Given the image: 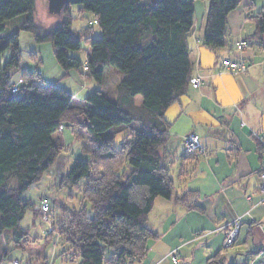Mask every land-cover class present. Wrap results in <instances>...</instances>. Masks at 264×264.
<instances>
[{
	"label": "trees",
	"instance_id": "16d2710c",
	"mask_svg": "<svg viewBox=\"0 0 264 264\" xmlns=\"http://www.w3.org/2000/svg\"><path fill=\"white\" fill-rule=\"evenodd\" d=\"M195 1L70 0L59 14L61 22L44 32L33 19L35 0H0V237L5 229L10 230L14 250L27 245L28 231L20 226L25 212L47 215L34 211L36 203L24 201L22 194L52 168L63 146L57 135L60 125L76 126L78 135L79 121L71 94L41 81L36 69L23 70L16 83L11 81L21 57L18 32L3 35L7 21L25 14L20 30L32 34L36 42H50L55 61L65 73L85 67L86 74H79L99 83L107 66L122 75L118 87L121 100L112 101L101 91L92 90L83 99L82 116L91 145L102 153L107 147L108 160L115 153L111 129L137 126L119 148L123 162L99 173L92 164L93 153L89 152L91 163L75 160L60 186L72 187L87 177L81 194L90 204L92 216L85 207L67 211L66 218L51 224L47 235L55 233L63 240L69 246L67 254L77 252L78 264H104L106 249L112 252L107 264H138L149 242L157 238L147 225L155 199L183 204L161 151L169 141L170 124L164 113L191 86L188 35L194 25ZM241 2L209 1L202 33L204 46L219 49L225 45L227 16ZM70 5L92 13L94 20L89 25L97 24L101 32L99 39L90 40L84 65L67 54L80 50L79 40L70 32ZM251 18L255 31L248 40L264 44V7ZM7 51L10 57L6 60ZM13 84H17L16 92L11 91ZM136 96L141 97L140 105L132 101ZM254 137L261 160L264 135ZM41 261L48 264L45 258ZM206 264L227 263L222 252H217Z\"/></svg>",
	"mask_w": 264,
	"mask_h": 264
},
{
	"label": "crops",
	"instance_id": "0c3cea01",
	"mask_svg": "<svg viewBox=\"0 0 264 264\" xmlns=\"http://www.w3.org/2000/svg\"><path fill=\"white\" fill-rule=\"evenodd\" d=\"M195 4L188 45L192 76L201 77L202 84L198 88L189 86L166 109L169 141L161 151L183 204L155 199L147 225L157 238L149 242L138 264H173L165 258L172 251L178 256L177 264H206L217 252L223 255L225 225L241 215L234 243L240 250L232 255V261L223 257L227 264H264L260 153L254 137L264 135V44L248 40L255 31L251 17L261 5L258 0H242L227 16L225 45L211 49L202 44L207 8L197 20ZM241 41L246 45L239 50ZM223 58L244 59L247 72L217 75L215 70ZM123 97L130 100L125 93ZM132 101L141 103L137 97ZM189 133L205 147V155L183 154L182 139ZM6 240L9 245L11 238L7 236ZM258 249L260 254L246 255ZM29 254L24 264H43L39 256ZM238 255L244 262L238 261Z\"/></svg>",
	"mask_w": 264,
	"mask_h": 264
},
{
	"label": "rangeland",
	"instance_id": "374dc122",
	"mask_svg": "<svg viewBox=\"0 0 264 264\" xmlns=\"http://www.w3.org/2000/svg\"><path fill=\"white\" fill-rule=\"evenodd\" d=\"M209 1L210 0L195 1L197 20L203 15L205 8H208ZM260 1L261 0H258V4H260ZM261 3V6L259 5L260 7L258 8L259 10L257 9V13L262 12L264 0H262ZM69 9L72 18L70 32L79 40L80 50L77 52L67 51V54L79 59L84 65L87 61L90 40L99 39L101 37V32L97 24L92 26L89 25V22L94 20V15L92 13L83 10L79 5H70ZM25 19L26 15L21 14L7 21L5 25L6 29L3 33V35L14 32H18L19 34L21 61L19 68L13 72L11 81L16 83L23 70L27 69L28 71H34L36 69L41 81L48 84H55L68 91L73 99V107L78 108L76 113H78L79 133L76 135L78 129L76 126L65 123L60 125L57 135L61 138L63 146L52 168L44 173L36 184L29 187V189L22 194V199L24 201H30L36 204L39 203V199L46 197L49 203V212L46 213V218L40 215L35 216L32 210H27L25 212L20 222V226L28 231L27 245L24 249L14 250L12 243L7 245L8 240H6V238L7 236L11 238V232L8 229L3 231L0 237L1 264H6L16 259L21 262H19L20 264H24L25 260L30 255L29 253L35 257L39 256L41 259L45 258V261L52 262L53 264H78L80 261L79 254L77 252H75L74 255L71 253L67 254L69 246L58 238L55 233L48 237L47 231L51 224L55 225L61 217L66 218L67 211L85 207L88 216H92L90 204L83 199L81 194V190L88 178H81L78 183L72 187L60 186V181L68 173L75 160L79 159L91 163V153H93L94 158L92 164L94 169L99 173H106L107 168L109 169L112 165L115 166L123 162L122 153L119 148L126 142V136L129 135L132 129L136 130L137 126L135 124L130 127L121 125L111 129V146L115 148L112 160L107 159V147L104 149V154L97 149L94 150V147L91 145L92 140H90V136H88L87 132L84 130L85 124L82 116L83 99L90 91L99 90L110 100L120 101L122 93L118 87L122 75L115 68L107 66L104 69L102 81L99 83L83 76L86 74L85 67L79 70L83 75H80L79 72L75 70L65 73L55 61L53 46L50 42H36L32 34L20 30V26ZM33 19L44 32L61 22L60 15L48 13L47 0H35ZM86 31H88V34H86ZM9 57L10 51L5 52L4 58L7 60ZM261 74H263V71H261ZM13 85L17 86V84ZM136 97L137 101L140 102L141 97ZM222 250L223 256H225L227 260L231 258L232 261L234 258L232 255L240 250V248L232 245ZM5 253L7 257L4 258L3 255ZM257 254H260V252ZM111 258L112 252L106 249L104 264H107ZM237 258L238 261L239 259H243L240 255H238Z\"/></svg>",
	"mask_w": 264,
	"mask_h": 264
},
{
	"label": "built area",
	"instance_id": "2783aa9c",
	"mask_svg": "<svg viewBox=\"0 0 264 264\" xmlns=\"http://www.w3.org/2000/svg\"><path fill=\"white\" fill-rule=\"evenodd\" d=\"M246 43L244 41H241L237 45V49H242ZM248 69V63L244 59H232V58H223L219 62V66L217 70L215 71L217 75L228 73L234 76H239L247 72ZM190 84L194 88L200 87L202 84L201 77H192L190 79ZM12 92L17 91V86L11 87ZM182 151L184 155L187 156H203L205 155L206 149L205 147L198 141L196 136L192 133L186 134L182 139ZM259 179H260V203L264 205V151L261 155L260 160V170H259ZM34 211H39L43 214H46L49 212V203L48 199L46 197H42L39 200L38 204H35L33 207ZM248 214V211H247ZM244 215L236 217L233 221L227 223L225 225V237L223 241V246L225 248L231 247L235 240L237 239V236L239 234V225L240 220L242 219ZM264 228V224L261 225ZM51 232V228L48 229L47 234ZM165 258H168L173 264H177L179 259L176 254V251H172L169 253ZM7 264H20L17 260H12L8 262ZM48 264H53L52 262H49Z\"/></svg>",
	"mask_w": 264,
	"mask_h": 264
},
{
	"label": "water",
	"instance_id": "95a60500",
	"mask_svg": "<svg viewBox=\"0 0 264 264\" xmlns=\"http://www.w3.org/2000/svg\"><path fill=\"white\" fill-rule=\"evenodd\" d=\"M70 0H47V10L49 14L59 15Z\"/></svg>",
	"mask_w": 264,
	"mask_h": 264
}]
</instances>
